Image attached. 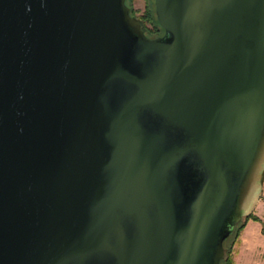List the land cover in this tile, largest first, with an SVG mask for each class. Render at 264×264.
Wrapping results in <instances>:
<instances>
[{
	"label": "water",
	"instance_id": "95a60500",
	"mask_svg": "<svg viewBox=\"0 0 264 264\" xmlns=\"http://www.w3.org/2000/svg\"><path fill=\"white\" fill-rule=\"evenodd\" d=\"M0 0V264H221L264 179V0Z\"/></svg>",
	"mask_w": 264,
	"mask_h": 264
},
{
	"label": "crops",
	"instance_id": "0c3cea01",
	"mask_svg": "<svg viewBox=\"0 0 264 264\" xmlns=\"http://www.w3.org/2000/svg\"><path fill=\"white\" fill-rule=\"evenodd\" d=\"M261 204L259 198L253 210L258 219L250 217L246 220L232 246V264H264V221L259 213Z\"/></svg>",
	"mask_w": 264,
	"mask_h": 264
},
{
	"label": "trees",
	"instance_id": "16d2710c",
	"mask_svg": "<svg viewBox=\"0 0 264 264\" xmlns=\"http://www.w3.org/2000/svg\"><path fill=\"white\" fill-rule=\"evenodd\" d=\"M128 4L131 7V12L134 14V8L132 6V1L131 0H127ZM151 14L153 16L154 19V23H155V34H158L162 31V28L159 26L155 13H154V4H153V0H152V10H151ZM148 17H150V11L147 14ZM144 25V23H143ZM144 27V26H143ZM148 31V30H147ZM254 218V219H258V217L252 212L249 216L244 217L242 220H240L235 226L233 231L230 233V235L223 241L224 247H225V255L223 258H221L220 263L221 264H232V246L233 244L237 241L238 235L240 233V230L243 228L246 220L248 218Z\"/></svg>",
	"mask_w": 264,
	"mask_h": 264
},
{
	"label": "rangeland",
	"instance_id": "374dc122",
	"mask_svg": "<svg viewBox=\"0 0 264 264\" xmlns=\"http://www.w3.org/2000/svg\"><path fill=\"white\" fill-rule=\"evenodd\" d=\"M131 1H132L131 2L132 6H133L134 11H135L134 13L136 15L142 17V19H143L142 21H143L144 25L146 26V28L150 32L154 33L156 27H155L153 16L151 14L152 0H131ZM149 11H150V17L147 16ZM260 198H261L262 204H261V208H259V213L261 215V219H263V221H264V210H262L263 206H264V179H263V188H262Z\"/></svg>",
	"mask_w": 264,
	"mask_h": 264
},
{
	"label": "flooded vegetation",
	"instance_id": "af4514ba",
	"mask_svg": "<svg viewBox=\"0 0 264 264\" xmlns=\"http://www.w3.org/2000/svg\"><path fill=\"white\" fill-rule=\"evenodd\" d=\"M135 14V13H134ZM136 15V14H135ZM136 16H138V15H136ZM140 19H141V22H142V24H143V19H142V17H140V16H138ZM144 26V28H145V31L147 32V34L148 35H156L155 34V32L153 33V32H150L147 28H146V26L145 25H143ZM148 30V31H147ZM161 33V32H160Z\"/></svg>",
	"mask_w": 264,
	"mask_h": 264
}]
</instances>
